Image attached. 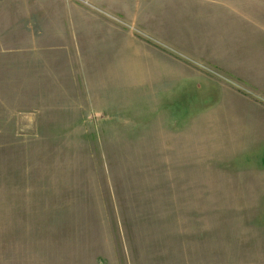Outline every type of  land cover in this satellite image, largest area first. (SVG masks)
<instances>
[{"label": "rangeland", "instance_id": "obj_1", "mask_svg": "<svg viewBox=\"0 0 264 264\" xmlns=\"http://www.w3.org/2000/svg\"><path fill=\"white\" fill-rule=\"evenodd\" d=\"M0 264H264V0H0Z\"/></svg>", "mask_w": 264, "mask_h": 264}, {"label": "crops", "instance_id": "obj_2", "mask_svg": "<svg viewBox=\"0 0 264 264\" xmlns=\"http://www.w3.org/2000/svg\"><path fill=\"white\" fill-rule=\"evenodd\" d=\"M161 60H162V61H166V60H164L162 57H161ZM234 98H235V97L232 98V103H230V104L228 105V106H229V109L232 110V120H233V116H234V114H236L235 111L239 109V108L237 107V105H238L239 103H237V105H236V101H234ZM244 107H246V109L249 110V108H248L247 106L244 105ZM244 107H242V109H244ZM246 112H248V111H246ZM236 130H237L236 126H232V134H233Z\"/></svg>", "mask_w": 264, "mask_h": 264}]
</instances>
